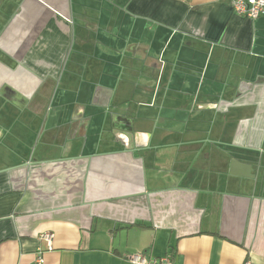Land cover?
I'll return each mask as SVG.
<instances>
[{
	"label": "crops",
	"instance_id": "crops-1",
	"mask_svg": "<svg viewBox=\"0 0 264 264\" xmlns=\"http://www.w3.org/2000/svg\"><path fill=\"white\" fill-rule=\"evenodd\" d=\"M40 250L43 264H264V15L0 0V264Z\"/></svg>",
	"mask_w": 264,
	"mask_h": 264
},
{
	"label": "built area",
	"instance_id": "built-area-1",
	"mask_svg": "<svg viewBox=\"0 0 264 264\" xmlns=\"http://www.w3.org/2000/svg\"><path fill=\"white\" fill-rule=\"evenodd\" d=\"M232 6L236 14L246 16L253 20L264 15V0H232ZM42 239L49 243V248L51 249L53 235L49 233L44 234L42 235ZM39 254L38 262L39 264H43L44 259L41 256V250ZM129 260L134 264H173L170 256L151 259L142 253L130 256ZM245 264H251V262L247 261Z\"/></svg>",
	"mask_w": 264,
	"mask_h": 264
},
{
	"label": "water",
	"instance_id": "water-1",
	"mask_svg": "<svg viewBox=\"0 0 264 264\" xmlns=\"http://www.w3.org/2000/svg\"><path fill=\"white\" fill-rule=\"evenodd\" d=\"M251 172H252V168L250 165L242 164L237 160L232 161L231 173L233 175L247 177V178H254Z\"/></svg>",
	"mask_w": 264,
	"mask_h": 264
}]
</instances>
